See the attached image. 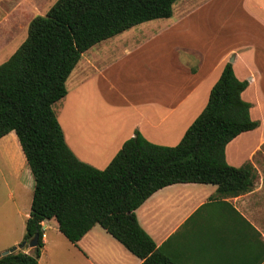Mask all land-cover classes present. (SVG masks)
Here are the masks:
<instances>
[{
  "label": "crops",
  "instance_id": "1",
  "mask_svg": "<svg viewBox=\"0 0 264 264\" xmlns=\"http://www.w3.org/2000/svg\"><path fill=\"white\" fill-rule=\"evenodd\" d=\"M187 1L176 0L168 18L142 22L84 51L65 82L67 93L60 100L70 97L68 104L53 110L72 153L103 169L136 130L151 143L176 145L230 63L234 75L247 82L241 98L250 103L249 116L258 126L226 144L225 160L235 167L249 163L256 173L253 186L226 196L214 184L175 183L152 193L135 215L158 250L159 264H262L264 0H213L197 6ZM37 6L35 0H8L4 12H15L12 19L26 27L33 18L29 11ZM100 116L116 126L106 138L85 135V146L94 150L89 152L76 140V128L82 121L87 129ZM0 163L5 170L0 168V186L8 188L6 196L0 195L2 252L23 238L34 187L14 131L0 138ZM41 226L45 236L38 264L144 262L99 225L76 244L60 233L54 219ZM49 228L54 239L45 232ZM252 228L259 239H253ZM23 251L31 254L32 249Z\"/></svg>",
  "mask_w": 264,
  "mask_h": 264
},
{
  "label": "trees",
  "instance_id": "2",
  "mask_svg": "<svg viewBox=\"0 0 264 264\" xmlns=\"http://www.w3.org/2000/svg\"><path fill=\"white\" fill-rule=\"evenodd\" d=\"M175 1L56 0L30 20L24 41L0 64V138L14 131L34 181L19 244L38 235L33 253L18 249L1 256L0 264H38L41 222L50 219L72 244L99 225L142 264H159L158 250L135 215L152 193L175 183H202L236 196L253 186L256 173L249 163L235 167L225 160L226 144L258 126L249 116L250 103L241 98L247 82L228 62L174 146L151 143L136 130L97 169L65 142L53 104L66 95L65 82L82 53L137 24L170 17ZM252 233L259 239L254 228Z\"/></svg>",
  "mask_w": 264,
  "mask_h": 264
},
{
  "label": "rangeland",
  "instance_id": "3",
  "mask_svg": "<svg viewBox=\"0 0 264 264\" xmlns=\"http://www.w3.org/2000/svg\"><path fill=\"white\" fill-rule=\"evenodd\" d=\"M56 0H35L37 7L33 8L29 11V15L31 17H34L36 15H44L47 10L52 6V4ZM201 2H209L211 4L213 0H188L187 3L193 6H197ZM8 3V0H2L0 2V64L8 59V57L16 50V48L24 41L27 35V26L21 27L20 26V20L14 21L12 17H16L15 12L7 11V13L4 12V10L7 8L6 4ZM3 8V9H2ZM18 19V18H17ZM4 31V32H3ZM3 32V33H2ZM68 99L70 97L66 98L65 102L63 100H58L56 103L53 104L54 110L56 112H59V107L61 105L68 104ZM71 104V100H70ZM66 113L63 115V122L66 124V114L67 110H64ZM61 118V116H60ZM61 118V119H62ZM94 122H88L85 127H83V122H79L78 127L76 128L75 138L80 143V145L86 149L89 152L94 151L92 148H88L85 146L84 137L85 135L89 138L91 135L93 136H103L106 138L108 134H110L112 127L116 126V123L112 121L110 117H102L93 120ZM81 128V129H80ZM104 132L103 134L101 132ZM102 137V138H103ZM101 138V139H102ZM103 138V139H104ZM89 143V141H88ZM0 168L4 172L1 163ZM0 181H2V177L0 174ZM6 192H8V188L4 184H1L0 186V195L6 196ZM33 191L31 190L28 194L29 200L32 198ZM1 228V226H0ZM45 232L48 234L49 239H54L55 232L52 228L46 229ZM25 233V232H24ZM32 249V248H31ZM33 253V251L31 252ZM39 258V257H38ZM38 261V259H37Z\"/></svg>",
  "mask_w": 264,
  "mask_h": 264
},
{
  "label": "water",
  "instance_id": "4",
  "mask_svg": "<svg viewBox=\"0 0 264 264\" xmlns=\"http://www.w3.org/2000/svg\"><path fill=\"white\" fill-rule=\"evenodd\" d=\"M37 240H38V235L36 234L28 243H21L17 246L11 247L10 249L0 252V257L14 252L17 248L18 249L34 248L37 245Z\"/></svg>",
  "mask_w": 264,
  "mask_h": 264
},
{
  "label": "built area",
  "instance_id": "5",
  "mask_svg": "<svg viewBox=\"0 0 264 264\" xmlns=\"http://www.w3.org/2000/svg\"><path fill=\"white\" fill-rule=\"evenodd\" d=\"M45 235H44V233L42 234V238L44 237Z\"/></svg>",
  "mask_w": 264,
  "mask_h": 264
}]
</instances>
